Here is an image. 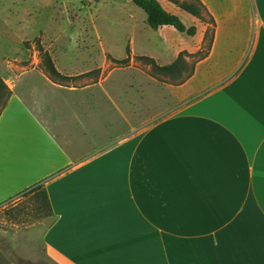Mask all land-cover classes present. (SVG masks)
Instances as JSON below:
<instances>
[{"label": "crops", "instance_id": "crops-1", "mask_svg": "<svg viewBox=\"0 0 264 264\" xmlns=\"http://www.w3.org/2000/svg\"><path fill=\"white\" fill-rule=\"evenodd\" d=\"M158 1L197 28L173 53L158 44L176 30H157L158 65L208 47L214 31L192 76L154 119L97 151L60 118L51 132L13 93L0 117V205L46 191L56 264H264V0H200L215 27Z\"/></svg>", "mask_w": 264, "mask_h": 264}, {"label": "rangeland", "instance_id": "rangeland-1", "mask_svg": "<svg viewBox=\"0 0 264 264\" xmlns=\"http://www.w3.org/2000/svg\"><path fill=\"white\" fill-rule=\"evenodd\" d=\"M183 23L190 27L187 20ZM175 32L166 45L158 44L163 53H173L172 47L186 39ZM159 35L132 0H0V77L51 132L57 134L55 122L60 118L72 124L73 139L79 142L86 135L87 145L92 141L97 151V144L128 132L130 125L154 119L169 102L172 86L189 75L205 52L203 46L183 54L186 67L176 79L153 78L151 67L135 58L149 57L151 37ZM39 45L65 75L101 69L98 83H53L40 69ZM127 58L124 64L114 62ZM60 139L70 148L65 137ZM42 190L33 188L0 205V264H56L45 248L44 233L52 219L39 200Z\"/></svg>", "mask_w": 264, "mask_h": 264}, {"label": "trees", "instance_id": "trees-1", "mask_svg": "<svg viewBox=\"0 0 264 264\" xmlns=\"http://www.w3.org/2000/svg\"><path fill=\"white\" fill-rule=\"evenodd\" d=\"M133 3L142 9L147 15V24L148 26L157 31L163 27H173L176 31L180 33L187 34L190 37H193L197 33V28L195 26L187 27L180 17L168 12L158 0H132ZM169 2L175 4L181 10L191 14L193 17L198 19L201 23L215 27L216 22L213 16L210 14L207 7L200 0H168ZM207 32L206 39H209V45L205 48V54L210 50L211 43L214 36V31L212 36H209ZM39 52L42 56V67H40L42 73L53 83L65 86V87H83L91 84H96L99 81L101 76V69H97L82 75L78 76H68L63 74L58 70L55 65L54 60L48 51L39 45ZM136 60L143 61L151 67L150 76L153 78L159 79L160 76L171 77L176 79V75L183 71L186 67V62L183 60V54H180L175 63L168 66H160L157 62L148 56H138ZM129 61V58L126 60H114L118 64H124ZM193 74V69L189 75L181 79L178 82V85L184 83L189 79ZM85 81L84 84L79 82ZM13 93L12 90L6 85L4 80L0 77V117L2 116L3 111L7 107ZM40 187V186H39ZM39 200L42 199L44 203L45 211L47 212V217H52L53 212L48 199L46 191L43 189L39 195Z\"/></svg>", "mask_w": 264, "mask_h": 264}]
</instances>
